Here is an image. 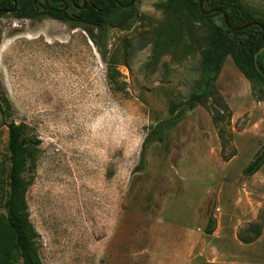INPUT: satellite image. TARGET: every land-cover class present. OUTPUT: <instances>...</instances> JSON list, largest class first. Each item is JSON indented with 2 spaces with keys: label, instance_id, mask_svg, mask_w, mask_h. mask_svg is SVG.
<instances>
[{
  "label": "rangeland",
  "instance_id": "rangeland-1",
  "mask_svg": "<svg viewBox=\"0 0 264 264\" xmlns=\"http://www.w3.org/2000/svg\"><path fill=\"white\" fill-rule=\"evenodd\" d=\"M168 2L135 0L134 22L107 28L101 47L54 19L0 16V97L11 105L0 114V216L13 121L39 141L23 175L42 264H264V165L243 174L264 145V101L232 56L214 85L231 111L235 155L227 158L230 145L222 153L198 105L140 166L149 128L200 86L208 42ZM239 2L264 14V0Z\"/></svg>",
  "mask_w": 264,
  "mask_h": 264
},
{
  "label": "trees",
  "instance_id": "trees-1",
  "mask_svg": "<svg viewBox=\"0 0 264 264\" xmlns=\"http://www.w3.org/2000/svg\"><path fill=\"white\" fill-rule=\"evenodd\" d=\"M16 10L11 15L19 19L42 20L50 18L66 24L72 29L80 28L89 34L90 39L98 47L104 46L106 29H128L135 20L134 4L128 6L129 0H86L83 8L82 0H64L69 8L60 11L63 5L59 0H15ZM135 2V0H134ZM75 5V7L71 6ZM126 6H123V5ZM205 11L220 9L226 16L224 22L221 13L211 16L204 15L199 8V0H169L168 11L176 15L183 9L203 26L208 34V42L203 49L201 82L197 90L182 104L172 106L170 116L159 120L147 131L140 152V166L145 161L146 149L153 143L168 146V132L175 127L185 114L198 105L206 106L216 129L222 153L230 145V154L235 155L231 146V133L227 130L231 111L215 90L222 66L228 56L251 83L252 96L257 102L264 101V14L255 16L245 9L239 0H203ZM11 1L0 0V10H11ZM3 14H0V16ZM220 16L218 22L214 18ZM258 22L260 27H250L242 31H232L229 27L239 28ZM93 29L97 30L94 36ZM256 55V60H255ZM213 101L209 105L208 101ZM11 105L8 99L1 95L0 114L9 116ZM7 149L9 170L7 173V195L4 200V215L0 216V264H42L38 257L36 232L29 221V213L25 200L28 181L23 175L28 167L30 150L37 147L39 141L25 133V126L13 121L7 125ZM226 158V159H227ZM264 165V145L256 152L253 159L243 169L245 176H252ZM213 218L209 220L206 234H211ZM260 235V230L250 240L254 241Z\"/></svg>",
  "mask_w": 264,
  "mask_h": 264
},
{
  "label": "water",
  "instance_id": "water-1",
  "mask_svg": "<svg viewBox=\"0 0 264 264\" xmlns=\"http://www.w3.org/2000/svg\"><path fill=\"white\" fill-rule=\"evenodd\" d=\"M5 1H12L13 8L11 10H0V14H12V13H14L16 10V6H17L16 1L15 0H5ZM45 2L47 3V0H45ZM133 3H134V0H129L128 6H132ZM85 4H86V0H82V5L80 6V8H83ZM199 8H200L201 12L206 16H211V15L216 14V13H221L223 16L224 22L226 23V16L220 9H213L210 11H205L204 6H203V0H199ZM66 9H67V4L65 3L64 7L62 9H60V11H65ZM254 26L261 28V24L258 22H252L250 24H247V25L239 27V28H234V27H229V28L232 31H242L244 29L254 27ZM262 39L264 40V29L262 30ZM255 60H256V55H255ZM263 77H264V75H263Z\"/></svg>",
  "mask_w": 264,
  "mask_h": 264
},
{
  "label": "flooded vegetation",
  "instance_id": "flooded-vegetation-1",
  "mask_svg": "<svg viewBox=\"0 0 264 264\" xmlns=\"http://www.w3.org/2000/svg\"><path fill=\"white\" fill-rule=\"evenodd\" d=\"M11 2H12V1H11ZM65 3L67 4V9H68V8H69V4H68L67 2H65L64 0H59V1H58V4L63 5V7H64V4H65ZM133 4H134V3H133ZM71 6L75 7V5H72V4H71ZM123 6H126V5L124 4ZM67 9H66V10H67Z\"/></svg>",
  "mask_w": 264,
  "mask_h": 264
}]
</instances>
